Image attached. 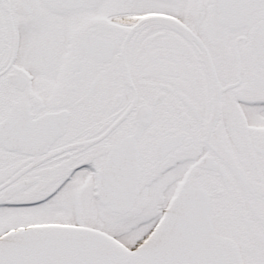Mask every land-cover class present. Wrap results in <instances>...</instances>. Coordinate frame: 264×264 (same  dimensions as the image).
Returning a JSON list of instances; mask_svg holds the SVG:
<instances>
[{"label": "snow or ice", "instance_id": "6c2138e0", "mask_svg": "<svg viewBox=\"0 0 264 264\" xmlns=\"http://www.w3.org/2000/svg\"><path fill=\"white\" fill-rule=\"evenodd\" d=\"M0 264H264V0H0Z\"/></svg>", "mask_w": 264, "mask_h": 264}]
</instances>
